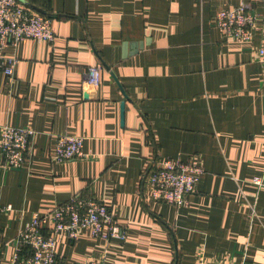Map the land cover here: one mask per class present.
I'll use <instances>...</instances> for the list:
<instances>
[{"label":"crops","instance_id":"0c3cea01","mask_svg":"<svg viewBox=\"0 0 264 264\" xmlns=\"http://www.w3.org/2000/svg\"><path fill=\"white\" fill-rule=\"evenodd\" d=\"M51 18L53 41L7 46L13 74L0 70V128L35 131L29 163L0 155V264L18 232L89 191L114 213L125 237L82 228L57 234L58 264H264V67L249 41L225 38L216 15L263 0H25ZM100 63L96 88L86 67ZM89 95V98L85 96ZM84 137L86 157L52 162L55 137ZM179 157L202 173L187 204L157 201L143 179L152 161ZM259 177L261 184L253 182ZM50 223H48L49 225Z\"/></svg>","mask_w":264,"mask_h":264},{"label":"built area","instance_id":"2783aa9c","mask_svg":"<svg viewBox=\"0 0 264 264\" xmlns=\"http://www.w3.org/2000/svg\"><path fill=\"white\" fill-rule=\"evenodd\" d=\"M262 14L241 3L233 9L218 11L216 23L225 38L236 41H249L255 30H259L257 51L264 67V26H259ZM26 38L53 41L55 33L51 18L32 10L23 0H0V70L8 78L13 74L17 58L6 55L5 48L15 46ZM102 70L100 63L86 67L83 73L85 89L98 86ZM34 135L35 131L27 127L3 125L0 128V155L8 168L21 169L29 163ZM83 140L80 135L57 134L52 162L85 158ZM202 171L199 165L179 157H167L150 162L142 175L155 200L180 207L187 204L186 195L193 191ZM253 182L261 184L259 177H254ZM10 209V204H0V213ZM82 228L89 229L92 236L106 241L113 237H125V227L117 223L112 210L88 190L81 191L44 213H31L30 219L19 229L15 255L10 264H58L55 252L57 234L63 232L70 241H75ZM23 247L26 248L25 253L22 252ZM199 256L200 264H227L217 260L206 262L201 254ZM80 264L104 263L98 258H89Z\"/></svg>","mask_w":264,"mask_h":264},{"label":"water","instance_id":"95a60500","mask_svg":"<svg viewBox=\"0 0 264 264\" xmlns=\"http://www.w3.org/2000/svg\"><path fill=\"white\" fill-rule=\"evenodd\" d=\"M23 2H24L25 4H27V5H29V6H31V7H33V8H35L37 11L42 12L41 9H39V8H37V7H34L31 3H29V2H27V1H25V0H23ZM42 13H43V12H42ZM85 97H86V98H89L90 96H89V95H86Z\"/></svg>","mask_w":264,"mask_h":264},{"label":"trees","instance_id":"16d2710c","mask_svg":"<svg viewBox=\"0 0 264 264\" xmlns=\"http://www.w3.org/2000/svg\"><path fill=\"white\" fill-rule=\"evenodd\" d=\"M115 219H116V218H115ZM22 250H23L22 252H23V253H25V251H26V248H25V247H23V249H22Z\"/></svg>","mask_w":264,"mask_h":264}]
</instances>
